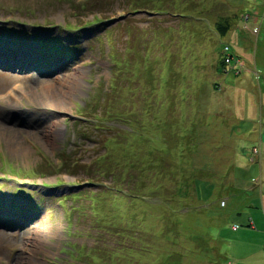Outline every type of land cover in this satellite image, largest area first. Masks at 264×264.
<instances>
[{"label":"rangeland","instance_id":"rangeland-1","mask_svg":"<svg viewBox=\"0 0 264 264\" xmlns=\"http://www.w3.org/2000/svg\"><path fill=\"white\" fill-rule=\"evenodd\" d=\"M97 2L0 0V63L27 68L0 69V264H228L263 211L264 0Z\"/></svg>","mask_w":264,"mask_h":264},{"label":"crops","instance_id":"crops-1","mask_svg":"<svg viewBox=\"0 0 264 264\" xmlns=\"http://www.w3.org/2000/svg\"><path fill=\"white\" fill-rule=\"evenodd\" d=\"M264 16V14H263ZM250 18V17H249ZM253 23L257 22V17L250 18ZM246 20L245 18L243 19ZM248 20V19H247ZM257 25V24H256ZM255 25V26H256ZM254 27V30L257 32V37L260 36V29L259 27ZM258 26V25H257ZM261 39H264V33H262ZM241 61L238 62V65ZM237 73V72H236ZM258 96V102L260 106V125H259V132L253 139V163H258V170L259 173L256 177H258L259 182L258 185L263 187L264 185V89H261ZM243 166H239L237 168L242 169ZM251 167H246V170H250ZM252 169V168H251ZM251 172V170H250ZM249 172V173H250ZM253 180V178H252ZM261 210L257 214V216H247L244 217L243 224L231 223V228L234 232V241L238 243L245 242L247 245L242 246L241 250H239L235 254H231L230 258L228 259V264H264V199L261 200ZM254 206V207H253ZM251 206L249 209L258 208V204ZM253 211V210H251ZM257 212V211H254ZM240 213V212H237ZM240 225L246 226V228H241ZM258 234L256 237V233ZM248 235V236H246ZM229 247V246H228ZM248 248L246 253H243L242 249ZM229 249V248H228ZM232 249V248H230ZM256 257V261H248L250 258Z\"/></svg>","mask_w":264,"mask_h":264},{"label":"trees","instance_id":"trees-1","mask_svg":"<svg viewBox=\"0 0 264 264\" xmlns=\"http://www.w3.org/2000/svg\"><path fill=\"white\" fill-rule=\"evenodd\" d=\"M104 1L105 0H98V2L97 3H99V4H102V3H104ZM112 1H114V0H112ZM123 4H125L126 6H128L129 5V3H130V1L131 0H120ZM107 23L106 22H104L103 23V25L105 26ZM69 29H71V28H69ZM217 29H219V31L220 32H223L224 30L226 31L227 29H229V22H228V20H223V21H220V22H218V24H217ZM51 39L52 40H54V41H57V42H60V40L59 39H57V37H55V36H52L51 37ZM114 59H113V61L115 60V62H117V60L115 59V56L113 57ZM116 64V63H115ZM124 65V64H123ZM115 66V65H114ZM224 66V61L221 59L218 63H217V65H216V69L217 70H219L220 68H222ZM125 68H126V66H125ZM124 68V69H125ZM114 71H115V73H114ZM111 72H112V76H113V74H115L113 77H114V79H111L110 81H109V85H108V87H109V89H108V97L104 100L105 101V103H104V105L103 106H101V101L99 100V98L97 97V93L99 92V89H98V91H97V93H96V95H94V96H92V98H95V101H94V104H93V107L92 108H94V110L95 109H97V108H99V109H101L102 108V110H101V112H104V110H105V114L106 113H108L109 112V110H110V105H111V103L115 100V98H116V96H117V92L119 91V88H120V86H119V84L117 85V84H115L114 83V80H116L115 79V77H116V75L118 76L119 75V78H121V74H116L117 73V69H115V67H113L112 68V70H111ZM215 87V86H214ZM97 119H101L102 120V117L100 116V113L98 114V113H96V116H95ZM101 121H98L97 123H95L96 125H95V127H96V129H98L97 130V132H101L100 130H101V128L100 127H103L102 125L103 124H101L100 123ZM74 124L77 126V125H79V124H81V122L79 121V120H76V121H74ZM100 129V130H99ZM87 131H85V132H80L79 131V129H76V134H85ZM86 135V134H85ZM89 135H88V133H87V135H86V137H88ZM100 137V136H99ZM61 155L63 156V158L64 159H69L68 157L70 156V157H73V156H71L70 155V153L69 154H67L66 152H64V151H62L61 152ZM66 156H68V157H66ZM70 163H71V161L69 160L65 165L67 166V168H70L69 166H70ZM92 166H93V162L92 163H80L79 161L78 162H76V163H74L72 166H71V170L73 171L75 168H77V167H80V168H82V169H84L85 171H87L88 173V175L87 176H89L90 175V172H91V170H92ZM108 176L109 175H111L110 173H106ZM88 178H90V177H88ZM57 185L58 186H62L63 185V183H62V181H59L58 183H57ZM75 194H71V195H69L70 196V198H72L73 196H74ZM62 197H64V198H67V196H62ZM59 201H61L62 202V199H58ZM62 204V203H61ZM74 209V208H73ZM68 210V209H67ZM67 213L68 212H71V210H68V211H66Z\"/></svg>","mask_w":264,"mask_h":264},{"label":"bare ground","instance_id":"bare-ground-1","mask_svg":"<svg viewBox=\"0 0 264 264\" xmlns=\"http://www.w3.org/2000/svg\"><path fill=\"white\" fill-rule=\"evenodd\" d=\"M3 92V91H2ZM1 93V92H0ZM13 95V97H15V92L12 94ZM1 99V98H0ZM47 99H48V97H47ZM3 100H5V101H9L7 98H5V99H3ZM51 105V104H50ZM50 133L51 134H54V131L53 130H50ZM48 227H45V229H47Z\"/></svg>","mask_w":264,"mask_h":264},{"label":"built area","instance_id":"built-area-1","mask_svg":"<svg viewBox=\"0 0 264 264\" xmlns=\"http://www.w3.org/2000/svg\"><path fill=\"white\" fill-rule=\"evenodd\" d=\"M225 49H227V50H228L227 46H225ZM227 62H228V61H227Z\"/></svg>","mask_w":264,"mask_h":264}]
</instances>
